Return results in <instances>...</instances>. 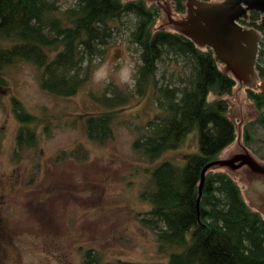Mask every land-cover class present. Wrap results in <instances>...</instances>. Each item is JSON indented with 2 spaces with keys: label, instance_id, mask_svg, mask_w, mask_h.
Returning a JSON list of instances; mask_svg holds the SVG:
<instances>
[{
  "label": "trees",
  "instance_id": "16d2710c",
  "mask_svg": "<svg viewBox=\"0 0 264 264\" xmlns=\"http://www.w3.org/2000/svg\"><path fill=\"white\" fill-rule=\"evenodd\" d=\"M216 3L225 0H199ZM173 11L187 15L188 0H166ZM56 0H0V89L8 87L7 69L26 62L41 72V88L56 97L72 98L90 81L93 60L103 55L115 25L126 16L137 19L130 42L140 53L136 91H114L112 97H97L103 111L86 116L88 138L105 145L114 138V120L133 100L143 98L151 86L155 106L161 111L148 123L146 134L134 143L144 158L155 163L166 152L180 149L195 130L199 153L182 167L165 161L151 173V190L141 198L152 207L143 213L142 224L154 231L161 254L168 264H264V214L252 208L243 187L230 173L205 168L238 139L237 124L229 116L227 99L237 79L217 61L213 51L199 47L181 31L158 28L161 8L145 0H74L61 12ZM241 24L261 33L256 64L260 88H248L258 118L264 127V24L252 12ZM175 55L184 60L191 75L182 87L159 85V64ZM213 96L210 99V96ZM14 111L23 125L17 144L34 146L36 136L27 128L36 122L16 99ZM105 109V110H104ZM253 128V124L251 125ZM250 127L244 141L253 140ZM87 264H133L105 262L89 251Z\"/></svg>",
  "mask_w": 264,
  "mask_h": 264
},
{
  "label": "rangeland",
  "instance_id": "374dc122",
  "mask_svg": "<svg viewBox=\"0 0 264 264\" xmlns=\"http://www.w3.org/2000/svg\"><path fill=\"white\" fill-rule=\"evenodd\" d=\"M56 1L61 12L74 4V0ZM145 1L162 10L158 28L181 30L170 20L171 13L172 18L186 16L177 15L166 0ZM136 23L129 15L115 25L103 55L93 60L90 81L72 98L45 92L41 72L32 64L18 62L7 69L9 85L0 89V264H87L89 251L105 262L168 264V256L159 251L156 234L141 222L142 214L152 207L141 195L151 190V173L161 163L170 161L182 167L188 157L199 153L198 130L180 149L166 152L155 163L137 152L135 141L161 114L155 106L153 86L143 98L117 113L114 138L109 143H93L85 128L87 115L103 111L97 97L136 91V85L121 84L118 75L122 62H131L136 84L140 53L130 42ZM258 35L261 41V33ZM104 65L107 80L97 82L95 73ZM190 75L184 60L171 55L159 64L157 80L162 86L182 87ZM260 86L256 73L254 82L238 81L233 94L225 98L239 136L219 161L250 154L264 166V127L253 123L258 112L247 96L248 88ZM12 99L38 119L27 126L36 136L32 147L17 144L23 125ZM246 126L253 137L249 145L243 136ZM240 165L214 168L235 177L245 197L250 198L249 168ZM253 208L264 214V206L253 202Z\"/></svg>",
  "mask_w": 264,
  "mask_h": 264
},
{
  "label": "water",
  "instance_id": "95a60500",
  "mask_svg": "<svg viewBox=\"0 0 264 264\" xmlns=\"http://www.w3.org/2000/svg\"><path fill=\"white\" fill-rule=\"evenodd\" d=\"M252 12L262 15L264 24V0H225L204 3L188 0L187 15L184 19L170 20L181 32L199 47L211 49L218 62L228 73L241 82H254L259 56L260 39L258 32L241 24ZM234 163L235 160H232ZM231 161H217L207 166L206 172L215 166L232 165ZM247 169L252 202L264 206V166L257 163L250 154L244 164Z\"/></svg>",
  "mask_w": 264,
  "mask_h": 264
},
{
  "label": "clouds",
  "instance_id": "9594fccd",
  "mask_svg": "<svg viewBox=\"0 0 264 264\" xmlns=\"http://www.w3.org/2000/svg\"><path fill=\"white\" fill-rule=\"evenodd\" d=\"M135 71V65L131 62H122L120 71H119V80L121 84H126L129 87L135 86V80L133 79ZM107 65H104L101 67L96 73H95V79L97 82L101 80H107Z\"/></svg>",
  "mask_w": 264,
  "mask_h": 264
},
{
  "label": "flooded vegetation",
  "instance_id": "af4514ba",
  "mask_svg": "<svg viewBox=\"0 0 264 264\" xmlns=\"http://www.w3.org/2000/svg\"><path fill=\"white\" fill-rule=\"evenodd\" d=\"M262 21H263V18H262ZM247 155H248V154H242V155H240V156L235 157V159H232V160H235L234 163H233L232 160H231L232 165L235 166V165H237L238 163L244 164V162L247 161ZM243 166H247V165H243ZM241 167H242V166H241ZM247 167H248V166H247ZM0 195H1V192H0ZM262 204H264V201H262Z\"/></svg>",
  "mask_w": 264,
  "mask_h": 264
},
{
  "label": "crops",
  "instance_id": "0c3cea01",
  "mask_svg": "<svg viewBox=\"0 0 264 264\" xmlns=\"http://www.w3.org/2000/svg\"><path fill=\"white\" fill-rule=\"evenodd\" d=\"M246 199H248V200H250V201H251V202H250V201H249V202H250V205H251V207L253 208L252 197H251V196H250V198H249V197H246ZM248 200H247V201H248ZM251 203H252V204H251ZM257 210H258V209H257Z\"/></svg>",
  "mask_w": 264,
  "mask_h": 264
},
{
  "label": "bare ground",
  "instance_id": "6f19581e",
  "mask_svg": "<svg viewBox=\"0 0 264 264\" xmlns=\"http://www.w3.org/2000/svg\"><path fill=\"white\" fill-rule=\"evenodd\" d=\"M248 20V19H247ZM243 21H246V20H243Z\"/></svg>",
  "mask_w": 264,
  "mask_h": 264
}]
</instances>
